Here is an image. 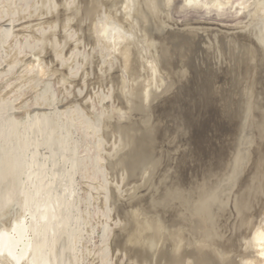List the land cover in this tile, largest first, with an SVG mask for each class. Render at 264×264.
<instances>
[{
    "label": "rangeland",
    "instance_id": "obj_1",
    "mask_svg": "<svg viewBox=\"0 0 264 264\" xmlns=\"http://www.w3.org/2000/svg\"><path fill=\"white\" fill-rule=\"evenodd\" d=\"M119 1L97 0V11L89 14V0H0V230L27 218L28 227L39 228L37 233L30 230L41 247L40 253L32 252L39 261L47 257L50 264H153V258L137 256L134 246L121 243V238L134 227L136 214L145 216L138 213L142 203L162 201L163 195L154 199L162 178L173 167L178 170L175 177L187 168L185 162L193 155L187 153L182 161L179 154L192 148L197 153L200 141L229 130L221 118L214 127L210 116L193 114L188 125L195 127L189 134L191 144L187 139L174 143L163 135L154 162L138 178L131 174L125 158L130 126L139 122L146 130L164 128L173 107L179 117L196 104L188 93L186 103L179 102L177 78L152 43L149 55L159 67L158 79L138 86L144 79L134 81L120 54L101 42L106 22L129 28L119 16ZM253 1L174 0L166 15L170 25L182 30L233 33L252 23ZM159 106L165 113L155 112ZM8 150L14 153L6 161ZM243 239L238 250L228 254L230 264H240L252 251Z\"/></svg>",
    "mask_w": 264,
    "mask_h": 264
},
{
    "label": "bare ground",
    "instance_id": "obj_2",
    "mask_svg": "<svg viewBox=\"0 0 264 264\" xmlns=\"http://www.w3.org/2000/svg\"><path fill=\"white\" fill-rule=\"evenodd\" d=\"M173 1L120 0L119 16L129 28L106 22L108 26L105 24L99 34L102 43L120 54L123 67L134 81L144 79L137 82L138 86L157 81L160 71L150 58L149 47L151 43L158 47L164 66L177 78L179 102L184 103L188 93L196 104L179 117L173 107L168 113L170 124L164 128L155 125L156 129L146 130L139 122L130 126V149L125 158L131 174L138 178L140 171L154 162L163 135L174 143L187 139L191 144L189 134L195 127L188 125L193 114L210 116L214 127L220 126L221 118L227 121L229 130L212 140L202 138L197 153L192 148L179 154L184 157L182 161L193 155L185 162L187 168L175 177L178 170L173 167L169 176L162 178L154 197L163 195L162 201L140 205L138 213L144 212L145 216L136 214L134 227L123 235L121 243L133 245V253L139 257L149 261L153 258V264H230L228 254L238 250L244 238L246 248L252 251L240 264H264V88L257 89L264 85V0L253 1L252 23L233 33L173 27L166 15ZM97 7V0H89V14ZM148 90L144 89L146 97ZM160 108L154 109L159 115L165 113ZM13 153L8 150L6 161ZM217 173L218 179L223 177L221 181H214ZM152 215L159 218L151 219ZM23 222L0 230V264H38L32 252L40 253L37 251L41 247L30 237V230L37 233L39 228ZM42 259L40 264H50L47 257Z\"/></svg>",
    "mask_w": 264,
    "mask_h": 264
}]
</instances>
